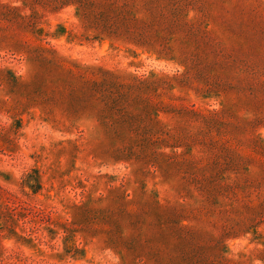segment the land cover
I'll list each match as a JSON object with an SVG mask.
<instances>
[{"label": "rangeland", "instance_id": "rangeland-1", "mask_svg": "<svg viewBox=\"0 0 264 264\" xmlns=\"http://www.w3.org/2000/svg\"><path fill=\"white\" fill-rule=\"evenodd\" d=\"M0 264H264V0H0Z\"/></svg>", "mask_w": 264, "mask_h": 264}]
</instances>
